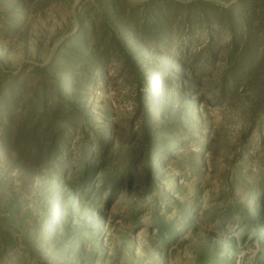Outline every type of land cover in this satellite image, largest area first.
Masks as SVG:
<instances>
[{
  "label": "rangeland",
  "instance_id": "rangeland-1",
  "mask_svg": "<svg viewBox=\"0 0 264 264\" xmlns=\"http://www.w3.org/2000/svg\"><path fill=\"white\" fill-rule=\"evenodd\" d=\"M73 263L264 264V0H0V264Z\"/></svg>",
  "mask_w": 264,
  "mask_h": 264
},
{
  "label": "trees",
  "instance_id": "trees-1",
  "mask_svg": "<svg viewBox=\"0 0 264 264\" xmlns=\"http://www.w3.org/2000/svg\"><path fill=\"white\" fill-rule=\"evenodd\" d=\"M109 160H110V158L108 157V159H106V161H105V166L107 165V162H109ZM109 164V163H108ZM124 178H126V177H122V178H119V177H117V178H114L111 182H117V181H119V180H123ZM84 180H85V185H87V183H88V179H85V178H83ZM126 180H129L130 182H132L133 180H132V177H128ZM105 184H109L107 181L106 182H104V184L103 185H105ZM112 184H114V183H112ZM86 188H84L83 187V190H85ZM93 191H92V189H90V191H89V193H88V198L90 197H92L93 196ZM150 193H148L147 194V196L149 195ZM59 210H61V208L59 209V207H58V211ZM59 216H61V214L59 215ZM54 232H53V237H58V235H59V233H57V226L56 227H54ZM62 245L65 247L64 248V250L65 251H67V252H71V251H73V250H75V242H73L72 243V241H71V238L70 239H64L63 241H62ZM74 264V263H73Z\"/></svg>",
  "mask_w": 264,
  "mask_h": 264
}]
</instances>
